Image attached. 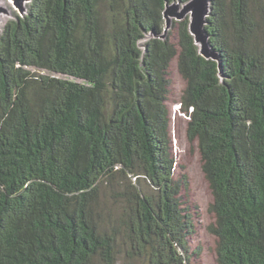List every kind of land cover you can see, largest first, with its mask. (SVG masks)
<instances>
[{"label":"trees","instance_id":"16d2710c","mask_svg":"<svg viewBox=\"0 0 264 264\" xmlns=\"http://www.w3.org/2000/svg\"><path fill=\"white\" fill-rule=\"evenodd\" d=\"M31 0L0 32V264H192L171 62L213 193L216 264H264V0Z\"/></svg>","mask_w":264,"mask_h":264},{"label":"rangeland","instance_id":"374dc122","mask_svg":"<svg viewBox=\"0 0 264 264\" xmlns=\"http://www.w3.org/2000/svg\"><path fill=\"white\" fill-rule=\"evenodd\" d=\"M5 5L9 8L10 14L3 15L0 32L4 24L14 18L16 13L20 15L10 1L6 0ZM177 64V58H174L169 72L171 85L168 100L171 112L172 152L175 157L174 177L182 184L183 206L190 214L193 226V232L188 236L191 262L216 264L217 238L210 231L216 220L211 209L213 193L203 171L198 141L191 142L188 137L189 114L183 111L180 102L186 83L179 73Z\"/></svg>","mask_w":264,"mask_h":264},{"label":"water","instance_id":"95a60500","mask_svg":"<svg viewBox=\"0 0 264 264\" xmlns=\"http://www.w3.org/2000/svg\"><path fill=\"white\" fill-rule=\"evenodd\" d=\"M18 10L20 15L27 12V4L31 0H8ZM211 12V0H189L186 3H167L164 11L166 19V30L170 28L173 19L182 20L189 15V29L194 36L200 53L206 57L218 60L219 53L210 43V35L206 28L208 17ZM4 14H10L9 8L0 0V28Z\"/></svg>","mask_w":264,"mask_h":264},{"label":"bare ground","instance_id":"6f19581e","mask_svg":"<svg viewBox=\"0 0 264 264\" xmlns=\"http://www.w3.org/2000/svg\"><path fill=\"white\" fill-rule=\"evenodd\" d=\"M2 3H3V4H4V3L6 4V0H2ZM188 16H189V15H188Z\"/></svg>","mask_w":264,"mask_h":264}]
</instances>
